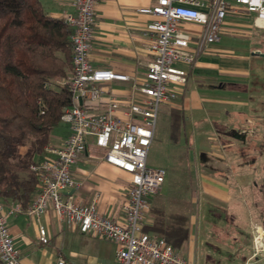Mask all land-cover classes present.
<instances>
[{
	"label": "crops",
	"instance_id": "obj_1",
	"mask_svg": "<svg viewBox=\"0 0 264 264\" xmlns=\"http://www.w3.org/2000/svg\"><path fill=\"white\" fill-rule=\"evenodd\" d=\"M40 1L44 12L55 18L75 12V0ZM155 1H99L91 37L90 62L93 66L131 75L144 73L152 58L148 51L152 32L147 26L154 17L139 10L150 7ZM253 18L252 13L242 8L231 9L220 26L219 39L207 45L187 68V81L180 87L178 99L165 103L161 110L163 116H168V124L174 111H178L181 115L178 137L182 130L186 131L187 138L202 151L204 140L218 138L220 129L233 136L241 135L243 126L250 132L263 128L260 121L264 120V29L255 27ZM182 28L193 37L191 46L194 47L203 27L185 22ZM106 88L124 97L129 93L130 83L113 82ZM68 134V126L60 123V127L51 132L48 146L61 145ZM216 143L213 142L215 146L209 147L206 153H214L215 147L223 143V150L229 149L235 154L232 142ZM102 155L101 149L88 144L71 167V175L78 185L65 194L76 204L95 200L98 213L122 221L129 175L106 163ZM195 171L188 181L185 197L175 194L176 208L172 213H166L165 208V198L170 195L156 197L157 193L148 200L149 207L153 208V202H158L154 205L157 212L187 218L188 238L176 252L189 264H241L243 245L238 236L241 229L236 228L232 233L235 240L231 246L230 239L221 236L230 229L223 227L220 220L212 225L207 217L221 218L224 210L218 211L221 209L218 203L241 200L243 185L250 182L243 178V164L240 161L235 164L207 161L198 164ZM197 200L206 206H215V212L204 210L202 206L196 210ZM11 202L4 201V204ZM154 218L155 214H148L144 226H151ZM6 220L22 264H56L59 258L70 264H117L116 243L93 233H80L76 224L58 219L51 210L40 218V224L46 229L47 243L39 240L38 224L32 218L18 214L8 215Z\"/></svg>",
	"mask_w": 264,
	"mask_h": 264
},
{
	"label": "built area",
	"instance_id": "obj_2",
	"mask_svg": "<svg viewBox=\"0 0 264 264\" xmlns=\"http://www.w3.org/2000/svg\"><path fill=\"white\" fill-rule=\"evenodd\" d=\"M100 0H75V12L62 21L71 29V71L66 83L71 103L62 110L60 123L69 134L59 146H47L41 158L30 164L37 186L32 200L5 205L0 199V260L22 264L7 226L8 215L24 214L38 224L39 240L48 242L40 224L43 213L51 210L60 220L74 223L82 234L117 244V264H189L163 237L143 230L148 200L163 185L166 170L150 166L147 155L154 139L160 106L175 100L187 81V68L205 47L219 39V29L231 9L242 8L254 15L253 24L264 29V0H156L140 9L153 21L148 46L152 58L142 75L95 67L90 62L92 29ZM203 27L195 40L183 23ZM113 82L130 83L129 93L118 97L106 88ZM103 151L102 159L129 175L124 219L113 220L97 212L95 200L76 204L65 194L78 183L71 167L88 144ZM259 229L253 239V256L264 252V234ZM56 264H70L59 258Z\"/></svg>",
	"mask_w": 264,
	"mask_h": 264
},
{
	"label": "trees",
	"instance_id": "obj_3",
	"mask_svg": "<svg viewBox=\"0 0 264 264\" xmlns=\"http://www.w3.org/2000/svg\"><path fill=\"white\" fill-rule=\"evenodd\" d=\"M71 29L47 15L40 0H0V199L28 205L36 191L30 164L43 154L62 110L70 105ZM181 115L169 121L173 143ZM264 188V187H263ZM145 232L176 251L188 238L187 218L156 212ZM0 264H4L0 260Z\"/></svg>",
	"mask_w": 264,
	"mask_h": 264
},
{
	"label": "rangeland",
	"instance_id": "obj_4",
	"mask_svg": "<svg viewBox=\"0 0 264 264\" xmlns=\"http://www.w3.org/2000/svg\"><path fill=\"white\" fill-rule=\"evenodd\" d=\"M225 19H227V15ZM178 97L173 101H176ZM163 106L164 104L160 106L155 139L149 147L147 163L150 166L163 167L166 170L165 181L160 192L156 195V197L170 195L165 198L166 213H172L176 208L174 205L176 193L181 198L185 197L183 194L186 193V188H188V181L194 177L193 172L196 173L195 170H197L198 164L207 161H214L219 164H235L240 161L243 164V178L250 179L249 183L243 185V197L236 203L232 201L225 204L218 203L217 206L221 208H218V211L224 210L221 213V218L217 219L209 216L207 219L213 223L212 225H215L216 221L219 223L220 220L223 227L230 229L221 236L230 239L231 246L235 240L232 233L235 232L236 228L241 229L238 235L243 245L241 247V253L243 254L241 264H264V252L253 256V239L257 235L256 230L259 229L264 234V120L260 121L263 128H260L257 132H250L247 127L243 126V131H241L243 139L234 135L228 136L226 132L220 129L218 138H206L204 140L202 151L192 144V139L187 138V133L184 130L180 132L177 142L173 143L168 132V116L166 114L163 116L161 113ZM57 127L59 128L60 124ZM225 141L233 143L232 150L235 154L231 153L229 149L223 150V143H221V146L219 145L220 147H215V154L206 153L209 147L215 146L213 142ZM193 167H196V169H191ZM254 167H257V169L255 170ZM252 181H255L256 184L254 185ZM155 203L153 202V208L150 206L145 214L144 221L148 214H156L157 206L154 205L157 204ZM200 206L204 210L215 212V206H206L203 202L198 203L197 200L196 210H200ZM143 227H145L144 224Z\"/></svg>",
	"mask_w": 264,
	"mask_h": 264
},
{
	"label": "water",
	"instance_id": "obj_5",
	"mask_svg": "<svg viewBox=\"0 0 264 264\" xmlns=\"http://www.w3.org/2000/svg\"><path fill=\"white\" fill-rule=\"evenodd\" d=\"M234 136H238V137H240V138L243 139V136L242 135L237 134V135H234Z\"/></svg>",
	"mask_w": 264,
	"mask_h": 264
}]
</instances>
